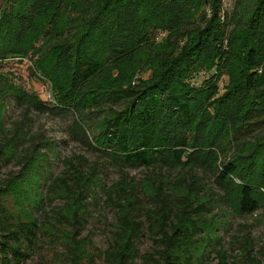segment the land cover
<instances>
[{
    "label": "trees",
    "instance_id": "trees-1",
    "mask_svg": "<svg viewBox=\"0 0 264 264\" xmlns=\"http://www.w3.org/2000/svg\"><path fill=\"white\" fill-rule=\"evenodd\" d=\"M222 1L0 0V63L25 58L26 45L42 37L44 45L56 39L41 61L53 57L68 76L66 94L52 101L14 87L2 101L20 114L7 128V107L1 106L0 171L11 164L20 169L0 177V264H25L38 248L43 224L36 213L47 215L44 200L71 197L85 207L82 193L105 190L106 168L162 174L141 185L153 202L144 212L156 249L144 264H188L171 249L189 244L201 225L219 217L214 207L226 219L233 211L245 218L264 208L256 186L264 187V0H256L241 34L234 14L241 0L229 14ZM201 4L209 13L203 9L197 19L189 18ZM161 33L169 52L160 54ZM141 54L159 65L151 81L96 84ZM206 67L215 69L208 77L202 74ZM39 116L62 121L66 139L94 157L85 173L70 164L74 172L67 177L79 184L78 193L66 179H51L49 158L57 151L44 135L32 133ZM17 185L34 187L27 219L3 203ZM180 190L186 195L177 207ZM105 194L108 203L126 211L105 260L137 264L136 242L143 234L134 213L141 207L119 184ZM64 210L56 215L75 222V211L67 216ZM250 252L248 260L261 264Z\"/></svg>",
    "mask_w": 264,
    "mask_h": 264
},
{
    "label": "rangeland",
    "instance_id": "rangeland-1",
    "mask_svg": "<svg viewBox=\"0 0 264 264\" xmlns=\"http://www.w3.org/2000/svg\"><path fill=\"white\" fill-rule=\"evenodd\" d=\"M235 2L236 0H223L222 8L226 13H232ZM255 2L256 0H241L238 8L234 9L236 20L240 24L235 29L236 33L241 34L242 26ZM203 9L209 13L207 8L201 4L193 9L188 17L197 19ZM40 34L42 35L43 32ZM43 38L34 44L33 41L26 45L30 53L25 58L0 63V112L1 106L7 107L4 112L6 116L4 122L7 128L20 114V110L15 106L2 102L10 96L12 87L18 89L19 92L33 93L43 101H52L56 98V94L59 96L67 92L68 76L61 65L56 63L53 57L41 61L42 53L57 40L53 39L50 44L44 45ZM156 47V51L160 54L163 51L169 52L166 46V33L156 36ZM213 69L206 67L202 70V74L208 77L215 71ZM158 73L159 65L152 56L141 54L118 71L110 72L107 80L99 81L98 79L96 84L104 86L109 82L123 83L127 80H133V83L139 80L151 81ZM225 83L226 79L220 81L219 86ZM31 127L32 133L44 135V141L51 142L49 146L57 151L56 155H51L46 149L47 146L42 147L43 151L51 155L48 164L51 179L58 181L66 179L71 190L78 193L79 184L71 182L72 177H67L68 173L74 172L70 164L76 170L85 173L88 165L95 161L94 157L66 139L63 122L60 120L39 116L32 121ZM80 158L85 159L86 162ZM19 169L20 167L11 164L1 169L0 177L6 179L12 174L17 175ZM103 171L102 184L105 190L96 187L93 189L94 193H82L81 198L85 207L80 204L79 199L75 200L71 197L44 200L43 210L47 215L43 218L42 211L36 213V217L43 224V233L39 235L38 248L35 252L29 253V259L25 264H108L104 254L113 243L114 233L121 225L120 216L126 214L125 209L117 208L114 204L108 203L106 199L105 191L114 190L117 184L121 185L128 194L134 195L135 205L141 207L140 211L134 213V221L141 223L143 234L136 242L137 264H144L145 259L154 256L155 244L148 232V221L144 212L146 208L153 205V202L142 195L141 185L159 179L162 174L157 177L149 176V171L144 169H132L123 173L113 168H106ZM256 186L259 199L264 201V187ZM33 191L32 185L29 189L24 185H17L10 195L3 198V203L15 216L27 219L30 216L29 208L33 203ZM185 195L186 192L177 191V197H179L177 207L183 204L182 198H185ZM62 209H65L63 213L67 216L75 211V222L58 217L56 213ZM213 209L219 217L201 225L203 230L198 237H195L189 244L171 249L170 253L182 263L188 264H252L255 261L248 260L249 257L246 256V251L251 248L250 257L264 264V258L260 254L261 247H264V208L254 216L245 218H240L233 211L234 216L228 219L222 216L218 209L215 207ZM224 222H229V225Z\"/></svg>",
    "mask_w": 264,
    "mask_h": 264
}]
</instances>
